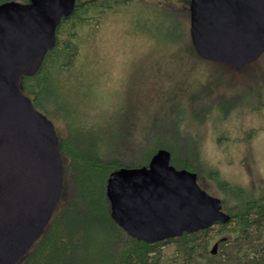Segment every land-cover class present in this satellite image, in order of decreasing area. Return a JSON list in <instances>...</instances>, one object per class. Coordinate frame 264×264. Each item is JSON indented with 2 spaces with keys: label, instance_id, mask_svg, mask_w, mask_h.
<instances>
[{
  "label": "water",
  "instance_id": "obj_1",
  "mask_svg": "<svg viewBox=\"0 0 264 264\" xmlns=\"http://www.w3.org/2000/svg\"><path fill=\"white\" fill-rule=\"evenodd\" d=\"M76 0L0 2V264H15L42 235L60 201L63 163L54 123L20 88L56 43V28ZM197 54L242 68L264 52V0H190ZM115 218L132 234L158 241L228 222L221 199L197 174L159 149L148 165L112 172ZM217 243L211 253H217Z\"/></svg>",
  "mask_w": 264,
  "mask_h": 264
},
{
  "label": "rangeland",
  "instance_id": "obj_2",
  "mask_svg": "<svg viewBox=\"0 0 264 264\" xmlns=\"http://www.w3.org/2000/svg\"><path fill=\"white\" fill-rule=\"evenodd\" d=\"M162 4L133 0L95 10L97 20L79 22L78 57L71 66L52 70L56 101L52 95L45 104L44 97L35 107L52 120L59 135L69 125L92 131L90 137H99L103 152L121 144L124 134L138 142L157 111L176 107L179 127L200 139L205 170L216 169L229 182L253 187L263 183L264 87L259 93L252 75L264 73V53L241 70L214 65L192 48L190 3L188 16L182 2L171 1L173 11ZM241 88L243 96L238 94ZM194 111L197 116L208 114L201 121L189 113ZM134 143H125L126 150H133ZM200 175V186L222 198L216 180L205 171ZM212 226L220 232L209 246L210 255L214 242L227 238L223 227Z\"/></svg>",
  "mask_w": 264,
  "mask_h": 264
},
{
  "label": "trees",
  "instance_id": "obj_3",
  "mask_svg": "<svg viewBox=\"0 0 264 264\" xmlns=\"http://www.w3.org/2000/svg\"><path fill=\"white\" fill-rule=\"evenodd\" d=\"M3 1L7 0H0ZM132 1L76 0L73 11L63 16L58 24L56 43L45 55L38 71L20 77L21 91L33 104H40L44 97L47 104L52 95L56 101L57 82L52 77V70L63 65L71 66L78 57L80 46L76 41V25L96 19L92 15L95 10L101 12ZM171 1L184 3L186 15H189L190 0H162V5L173 11L176 7ZM212 63L242 69L225 62ZM252 77L257 80L260 93L264 87V73L256 71ZM245 93L244 88L238 91L242 96ZM189 113L201 121L208 114ZM154 116L144 138L134 143L128 140L129 135L124 134L121 144L107 148L105 152L99 137L94 134L95 138H91L93 132L79 125H69L66 133L57 134L63 163L61 198L42 235L15 264H264V182L255 187L247 186L220 178L216 169L207 167L205 170L200 139L179 127L178 108L159 110ZM125 143H134V149L126 150ZM161 148L170 152V164L195 172L197 178L205 171L224 191L222 209L230 219L225 223L218 221V225L227 231V238L220 242L217 254L208 253L209 246L220 232L214 226L148 241L129 232L115 218L107 193L112 172L123 167L148 165ZM167 248L171 253L166 252ZM198 251L204 255L198 257Z\"/></svg>",
  "mask_w": 264,
  "mask_h": 264
},
{
  "label": "flooded vegetation",
  "instance_id": "obj_4",
  "mask_svg": "<svg viewBox=\"0 0 264 264\" xmlns=\"http://www.w3.org/2000/svg\"><path fill=\"white\" fill-rule=\"evenodd\" d=\"M263 53H264V52H263ZM263 53H262V54H263ZM262 54H261V55H262ZM261 55H260V56H261ZM219 198H220V197H219ZM220 199H221V198H220ZM223 211H224V210H223ZM217 223H218V222H217ZM217 223H215V224H217ZM214 243H217V247H218V248L220 247V241H219V240L215 241ZM216 254H217V253H216ZM213 255H214V254H213Z\"/></svg>",
  "mask_w": 264,
  "mask_h": 264
}]
</instances>
